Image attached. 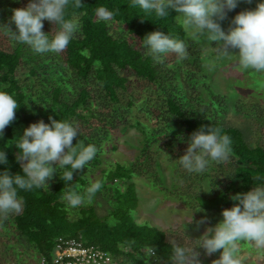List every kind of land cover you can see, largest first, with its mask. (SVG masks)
<instances>
[{
  "label": "trees",
  "instance_id": "obj_1",
  "mask_svg": "<svg viewBox=\"0 0 264 264\" xmlns=\"http://www.w3.org/2000/svg\"><path fill=\"white\" fill-rule=\"evenodd\" d=\"M30 2L0 0V13H5L12 24L13 10L25 8ZM81 2L80 8L68 9L69 18L78 19L80 28L62 53H35L33 57L31 50L30 62L42 71L43 79L30 69V79L26 78L22 85L16 74L23 64L24 47L13 40V44H6L0 37V90L13 94L20 104L14 122L5 128L0 139V148L5 150L8 160L6 165H0V171L23 175L21 164L24 162H18L12 148L16 133L41 120L50 123L51 117L75 123L79 135L73 145L78 142L97 146V155L88 164L90 169L99 166L98 158L104 154L103 144L111 142L112 134L122 123L133 125L129 123L136 122L143 129L148 128L147 123L154 127L148 129V136L142 133L147 140L140 156L147 166L154 163L150 148L155 147L156 153L162 151L165 157L179 160L183 150L176 152V149L184 148L185 141L202 126L222 128L232 138L233 153L227 161L210 162L212 172L204 176L208 177L210 195H195L201 213L212 217L230 209L236 203L231 199L235 194L264 184V143H253L250 129L242 130L227 123L221 116L225 110L219 106L226 104L218 101V97L209 95V101L201 100L196 92L201 52L176 21L174 10H169L168 18L157 19L133 7L131 0ZM100 7L115 11L114 21H99L96 9ZM113 25L120 27L119 33ZM55 28L56 25L44 21L46 34L53 33ZM153 31L183 39L188 44V58L181 61L175 54H168L163 63L157 64L145 56L142 40ZM47 76L50 82L45 80ZM132 80L142 83V88H135ZM26 89L35 92L34 100L27 96ZM134 91L136 93L132 94ZM189 92L196 96L193 98ZM216 105L219 106L217 112L209 115L208 109ZM231 110L250 119L259 113L262 117L255 120L264 123V110L256 104L247 107L235 102ZM137 114H142L145 122L142 123ZM67 170L70 169L58 166V172L50 180L51 186L20 190V212L8 214L9 219L8 215H0L10 221L11 235L20 248H31L38 258H47L57 237H79L85 244L107 251L112 257L111 264H155L157 261L171 264L172 243L167 240V233L155 227L140 226L131 219L137 203L134 185L127 184L123 189L112 186L117 180H130L136 173L134 168L115 164L107 168V179L105 172L102 173L98 181L102 187L95 195L98 201L99 194L106 195L104 215L97 205H81L74 217L69 215L63 196L69 190L80 192L79 186L87 188V178L82 168L73 171L72 181H63L60 176ZM6 224L9 223L1 226ZM178 239V244L184 240L194 243V240ZM3 241L4 236L0 239V264L8 247ZM150 247L155 249L156 262L149 258ZM199 249L195 251L199 253Z\"/></svg>",
  "mask_w": 264,
  "mask_h": 264
},
{
  "label": "clouds",
  "instance_id": "obj_2",
  "mask_svg": "<svg viewBox=\"0 0 264 264\" xmlns=\"http://www.w3.org/2000/svg\"><path fill=\"white\" fill-rule=\"evenodd\" d=\"M246 2L252 3V0ZM240 3L241 0H131L133 7L157 19L168 18L170 9L176 11L179 13L177 17L182 18L183 29L192 38L209 45L215 42L216 61L235 58L242 70L264 74V0H259L254 9L236 14L227 32L222 28V22ZM81 6V0H31L27 7L13 10L11 21L16 31L7 27L8 34L16 44L27 45L36 54H60L80 28L78 19L69 18L68 9ZM115 15V11L106 7L96 9V17L102 22L114 21ZM44 21L56 25L53 33L43 31ZM142 47L145 56L157 64L163 63L168 54H175L181 61L189 56L188 44L183 39L160 31L147 34ZM19 105L13 94L0 90V139L5 128L14 122ZM49 119L50 123L41 120L30 124L15 141L21 150L17 160L25 162L21 164L23 175L0 171V214L20 212L22 200L19 191L48 187L46 181L58 172V166L59 169H70L60 176L63 181L70 182L74 170L85 168L96 157L98 148L95 144L77 142L73 145V140L79 135L74 122ZM232 144L231 136L222 128L210 126L205 129L202 126L191 135L179 163L188 172L201 174L210 162L227 161L233 153ZM7 163V154L0 148V165ZM101 187V183L95 182L84 193L69 190L63 199L68 207L78 208L86 200L91 201ZM231 199L236 203L222 211L223 219L214 227L207 228L194 243L188 239L181 244L173 241L171 264H200L195 248L204 249L209 256L220 252L214 264H242V242L264 249V184L246 193H237ZM148 255H155L154 247H150ZM152 259L155 262L156 257Z\"/></svg>",
  "mask_w": 264,
  "mask_h": 264
},
{
  "label": "rangeland",
  "instance_id": "obj_3",
  "mask_svg": "<svg viewBox=\"0 0 264 264\" xmlns=\"http://www.w3.org/2000/svg\"><path fill=\"white\" fill-rule=\"evenodd\" d=\"M258 2L259 0H252V3H247L246 0H241L238 7L230 12L228 18L222 22V28L225 32L232 27L230 21L236 14L244 10L254 9ZM178 15L179 13L176 12V21L182 25V18L177 17ZM47 24L48 23H45V25ZM7 27L12 31H16L14 23L10 24L5 13H0L1 40L5 41L6 44H13L8 34ZM113 29L116 33H119L120 27L114 26ZM186 35L201 52V67L198 73L199 80L196 81V92L199 94L201 100L204 102L209 101V95L218 97V101L221 103L225 102L226 104V106L219 104V106H221L220 108L223 109V111L225 110L221 113L223 119H226V122L231 126L239 127L242 130L250 129L253 143H264V123L260 124L255 120L258 116L262 117V115L258 113V115L253 116L255 118L250 119L243 113H235L231 110L235 102L243 103L247 107L251 104H256L259 106L260 110H264V74H256L252 71L246 72L242 70L235 58L229 61H216L215 49L213 48L216 46L215 42L209 45L202 40L197 41L187 32ZM135 44L138 45L136 42ZM23 47V64L18 68L16 74L18 81L22 85L26 78L30 79V69L35 72L40 79L44 78L42 77V71L36 69L35 65L30 62L31 49L27 45H23ZM32 55L33 57L35 56L33 51ZM206 65H212V67H206ZM45 80L50 82V76L45 77ZM132 81L135 88H142V83L134 80ZM36 89L38 90V88ZM136 91L132 92V94H135ZM26 94L32 100L35 99V92L26 89ZM189 94H191V92H189ZM191 96L194 98L196 93H192ZM219 106L216 105L215 108L211 107L208 109L209 115H213L217 112L216 110L219 109ZM137 117H140L142 123L145 122V120L142 119V114H137ZM129 124L133 125L122 123L117 131L112 134L111 142L105 143V145L103 144L104 154L100 155L98 158L100 162L96 169H90L91 165L84 168V175L87 178L86 184L89 186L92 183L98 182L104 172L105 179H107L106 176L109 174L107 168L114 167L115 164L131 167L132 169L134 168L136 173L132 175L130 180L126 178L121 181L117 180L116 184H112L114 188L117 187L119 189H123L130 183L134 185L137 203L136 209L131 214L132 221L140 226L155 227L167 233V240L171 243H173V241H180L178 238L182 240H184V238L194 240L195 242L205 233L207 228L214 227L223 219L222 215H215L212 217L209 214L201 213L198 203L195 201V195H210L208 177L204 176L212 172L211 169L213 166L209 164L204 175L191 173L180 165L179 160H172L165 157L162 151L156 153L155 147L149 149L150 156L153 158L154 163L148 166L144 165L141 160L140 152L147 139L142 133L148 136V131L152 130L154 127L147 123L148 128L143 129L142 126L136 122H130ZM22 135L23 131L19 129L16 133L15 141ZM259 137L261 139H258ZM151 140L152 139H150V141ZM188 142L189 140L185 141L184 148L182 146L176 149V152L183 150L181 155L178 153L179 157L185 154ZM10 144L12 143H9V145ZM12 148L15 155L18 156L21 150L16 147L15 142ZM112 148H114V150H112ZM50 180L46 181L49 186H51ZM78 188L81 193H84L86 189L81 186ZM107 193L108 192H106V194ZM98 197L99 201L97 195H95L91 201L86 200L83 205H97L99 207V212L104 215L106 211L104 203L106 195L99 194ZM77 210L78 208L69 207V215L74 217ZM7 215L3 216L6 217ZM4 217L0 218V239L4 236L3 242L6 243L11 250H9L8 247L6 248L5 258H3L2 263L4 264L6 261L5 259H7L6 264H36L40 258L35 255L31 248L24 250L17 245V240L11 235L12 228L10 221H7L11 216L8 215L7 220ZM201 220H204L205 223L199 224L198 222ZM6 222L9 224L4 225V227L1 226L2 223ZM219 257L220 252L209 256L205 253L204 249H199L198 259L200 264H214V261L219 259ZM240 259L242 264H264V249H258L250 242H242L240 245ZM150 260L152 259L150 258ZM155 264H160V262L157 261Z\"/></svg>",
  "mask_w": 264,
  "mask_h": 264
},
{
  "label": "built area",
  "instance_id": "obj_4",
  "mask_svg": "<svg viewBox=\"0 0 264 264\" xmlns=\"http://www.w3.org/2000/svg\"><path fill=\"white\" fill-rule=\"evenodd\" d=\"M48 260H38L36 264H111L105 250L96 245H87L79 237H57L52 244ZM152 258L154 255H150Z\"/></svg>",
  "mask_w": 264,
  "mask_h": 264
},
{
  "label": "bare ground",
  "instance_id": "obj_5",
  "mask_svg": "<svg viewBox=\"0 0 264 264\" xmlns=\"http://www.w3.org/2000/svg\"><path fill=\"white\" fill-rule=\"evenodd\" d=\"M106 253L111 257V255L106 251ZM155 256V255H154ZM50 258V254H49V257H47V258H45V257H40V259H39V261L41 260V259H46V260H48ZM152 258V257H151ZM153 260V259H152ZM157 260H155V262H156Z\"/></svg>",
  "mask_w": 264,
  "mask_h": 264
}]
</instances>
